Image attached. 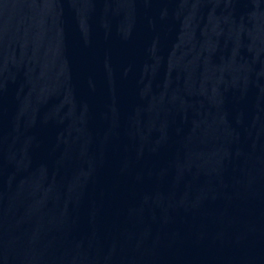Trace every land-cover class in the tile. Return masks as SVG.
I'll use <instances>...</instances> for the list:
<instances>
[{"label": "water", "instance_id": "95a60500", "mask_svg": "<svg viewBox=\"0 0 264 264\" xmlns=\"http://www.w3.org/2000/svg\"><path fill=\"white\" fill-rule=\"evenodd\" d=\"M264 53V0H0V264H200Z\"/></svg>", "mask_w": 264, "mask_h": 264}]
</instances>
